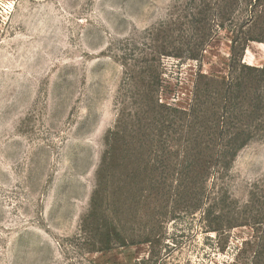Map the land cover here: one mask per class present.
Returning a JSON list of instances; mask_svg holds the SVG:
<instances>
[{"label":"rangeland","instance_id":"obj_1","mask_svg":"<svg viewBox=\"0 0 264 264\" xmlns=\"http://www.w3.org/2000/svg\"><path fill=\"white\" fill-rule=\"evenodd\" d=\"M241 65L264 0H0V264H264V87L232 158L162 105Z\"/></svg>","mask_w":264,"mask_h":264},{"label":"trees","instance_id":"obj_2","mask_svg":"<svg viewBox=\"0 0 264 264\" xmlns=\"http://www.w3.org/2000/svg\"><path fill=\"white\" fill-rule=\"evenodd\" d=\"M235 42L236 40L232 41V53L235 49ZM187 58L197 59V56L196 54H188ZM230 61L234 63L233 58ZM232 63L230 69L233 68ZM241 68H245L254 74L245 75L242 72V77L248 76L252 80L248 86L251 97L248 99L247 109L245 110L237 108V99L240 97L244 86L243 78L239 76L240 74L233 76L231 73H229L230 75L226 80L202 75V78L195 85L193 98L190 99V106L184 110L162 103L170 111V116H172L170 122L174 121L173 118L177 113H181L185 115L188 129L191 126L201 128L200 135L194 143L197 144V149L203 156L207 157V154L211 153V156L212 154H218L222 159L223 157L232 158L248 141L250 135L248 126L243 123H234L232 118L235 116V112L241 114L246 112L247 116H255L261 109L259 107L261 100L258 92L260 87H264V65L261 67L241 65ZM235 70L237 69L235 68ZM202 80L206 83H201ZM259 83L261 84L260 87L258 86ZM212 84L215 86L210 88ZM211 89H214L213 95ZM208 104L212 106L210 109H208ZM208 111H212V117H209L211 120L205 116ZM212 229L217 231L220 227L214 226Z\"/></svg>","mask_w":264,"mask_h":264}]
</instances>
